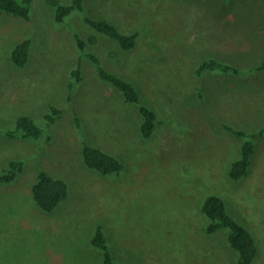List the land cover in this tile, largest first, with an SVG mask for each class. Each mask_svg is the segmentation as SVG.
Masks as SVG:
<instances>
[{
    "label": "rangeland",
    "instance_id": "1",
    "mask_svg": "<svg viewBox=\"0 0 264 264\" xmlns=\"http://www.w3.org/2000/svg\"><path fill=\"white\" fill-rule=\"evenodd\" d=\"M64 5L72 0H59ZM85 14L136 36L123 50L73 11L62 23L46 0H32L30 19L0 12V172L24 163L0 184V264H101L90 243L101 225L118 264H238L225 229L207 234L201 204L221 197L253 236L264 264V137L245 177L228 176L245 132L264 127V0H83ZM87 41L111 73L130 82L137 104L102 81L78 49ZM29 39V57L15 66L10 52ZM239 73L196 74L205 59ZM80 65V81L72 71ZM156 115L143 138L139 106ZM50 107L60 110L52 124ZM21 115L44 130L36 140L8 139ZM83 143L115 156L124 168L100 174L82 160ZM65 180L69 193L52 213L36 206L37 171Z\"/></svg>",
    "mask_w": 264,
    "mask_h": 264
},
{
    "label": "trees",
    "instance_id": "2",
    "mask_svg": "<svg viewBox=\"0 0 264 264\" xmlns=\"http://www.w3.org/2000/svg\"><path fill=\"white\" fill-rule=\"evenodd\" d=\"M46 2L54 8V19L57 23H62L73 11H77L83 14V21L86 25L115 41L121 49L127 51L135 47L136 36L134 34L122 32L106 19H93L85 14L83 0H72L69 5H64L59 0H46ZM31 3L32 0H0V12L29 20ZM74 38L78 49L95 66L99 78L117 89L127 103L137 104L139 98L136 88L130 82L108 71L96 55L85 52L87 43H96V37L90 36L85 41L75 34ZM30 46L31 42L29 39L15 44L10 52V59L15 66L23 67L27 63ZM252 70H264V60ZM206 71L239 73L237 68L223 64L213 58L203 60L196 68L197 75H201ZM72 77L76 82L80 81V65L72 71ZM60 112L57 108L50 107V112L45 114V119L49 124H52ZM139 113L141 115L140 133L143 138H149L156 127V115L151 109L142 105L139 106ZM223 127L228 132L246 139L241 145L239 157L231 162L228 169L229 178L233 181H238L247 174L255 145L264 137V127L250 133L228 125H224ZM3 133L5 137L11 140H36L43 135L44 130L30 116L21 115L16 119L15 126ZM81 156L83 163L88 168L100 174H117L124 168V165L115 156L87 143H83L82 145ZM23 167L24 163L21 160L10 161L8 168L0 172V184L12 183L23 171ZM31 193L39 210L45 213H52L67 199L69 189L65 180L52 177L44 170H38L35 182L31 187ZM201 211L208 219V224L204 228V231L207 234H213L225 229L227 231V243L237 253V263L252 264L257 255L255 240L252 234L228 213L224 200L217 195H208L201 204ZM90 243L102 252L101 264H118L114 261L110 252L106 235L101 225L95 227Z\"/></svg>",
    "mask_w": 264,
    "mask_h": 264
},
{
    "label": "bare ground",
    "instance_id": "3",
    "mask_svg": "<svg viewBox=\"0 0 264 264\" xmlns=\"http://www.w3.org/2000/svg\"><path fill=\"white\" fill-rule=\"evenodd\" d=\"M246 140V139H245Z\"/></svg>",
    "mask_w": 264,
    "mask_h": 264
}]
</instances>
